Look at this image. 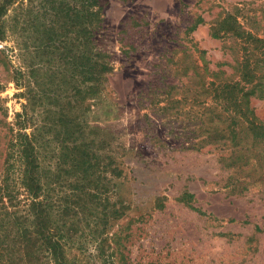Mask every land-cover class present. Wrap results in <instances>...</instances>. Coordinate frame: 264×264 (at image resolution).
<instances>
[{"label":"rangeland","instance_id":"1","mask_svg":"<svg viewBox=\"0 0 264 264\" xmlns=\"http://www.w3.org/2000/svg\"><path fill=\"white\" fill-rule=\"evenodd\" d=\"M98 4L91 42L109 65L99 92L87 81L81 108L76 78L59 79L74 72L61 59L64 69L48 66L43 77L46 88L53 81L60 89L65 113L83 120L101 146L98 210L121 206L119 218L99 224L97 237L79 238L76 264H264V181L249 182L250 167L229 164L238 128L223 125L225 137H216L207 122L223 102L224 82L249 90L245 106L264 121V0ZM33 36L27 61L36 69L42 56ZM16 87L12 68L0 64V172L4 134L25 102ZM113 164L121 175L109 173Z\"/></svg>","mask_w":264,"mask_h":264},{"label":"trees","instance_id":"2","mask_svg":"<svg viewBox=\"0 0 264 264\" xmlns=\"http://www.w3.org/2000/svg\"><path fill=\"white\" fill-rule=\"evenodd\" d=\"M100 10L98 0H0V64L12 68L16 88L22 89L18 95L25 99L4 134L0 264H76L72 250L82 244L79 238L93 240L100 233L101 222L106 226L122 215L121 206L114 204L108 212L98 210L103 202L98 185L101 146H96L83 120L65 113V98L53 81L50 89L43 83L48 66L55 68L52 73L64 69L61 59L74 72L59 79L70 83L69 78H76L81 108L87 81L95 85V95L99 92L101 77L109 70L91 42L93 30L101 22ZM217 23L221 30L223 20ZM30 32L36 43L33 48L42 56L40 62L44 59L36 69L27 61ZM211 36L220 34L212 32ZM13 58L21 64L12 65ZM237 85L224 82L217 86L223 102L221 109L210 110L209 134L224 138L223 125L237 127L230 139L235 145L229 164L250 167L247 171L254 177L250 175L249 182L264 181V121L245 106L250 91ZM199 121L203 129L204 119ZM225 121L229 125L222 124ZM109 173L116 177L121 170L113 164ZM112 185L114 191L115 183Z\"/></svg>","mask_w":264,"mask_h":264}]
</instances>
